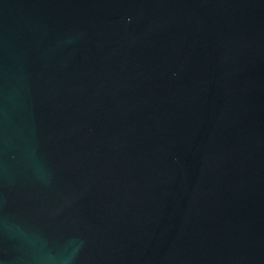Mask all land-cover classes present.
Wrapping results in <instances>:
<instances>
[{
  "label": "water",
  "instance_id": "water-1",
  "mask_svg": "<svg viewBox=\"0 0 264 264\" xmlns=\"http://www.w3.org/2000/svg\"><path fill=\"white\" fill-rule=\"evenodd\" d=\"M0 264H264V0H0Z\"/></svg>",
  "mask_w": 264,
  "mask_h": 264
},
{
  "label": "clouds",
  "instance_id": "clouds-1",
  "mask_svg": "<svg viewBox=\"0 0 264 264\" xmlns=\"http://www.w3.org/2000/svg\"><path fill=\"white\" fill-rule=\"evenodd\" d=\"M71 243V242H70ZM70 259V258H69Z\"/></svg>",
  "mask_w": 264,
  "mask_h": 264
}]
</instances>
